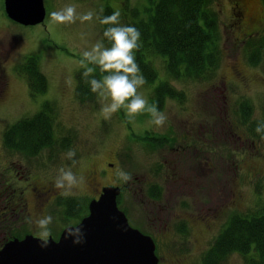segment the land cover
<instances>
[{
  "label": "rangeland",
  "instance_id": "1",
  "mask_svg": "<svg viewBox=\"0 0 264 264\" xmlns=\"http://www.w3.org/2000/svg\"><path fill=\"white\" fill-rule=\"evenodd\" d=\"M215 1L221 51L216 79L212 83L169 81L183 93L184 102L165 101L161 111L168 120L157 130L148 113L130 122L126 110L121 109L105 119L101 97L97 96L95 105L83 106L75 100V75L84 70L80 53L87 46L86 40L102 34L99 21L55 25L49 16L66 4H75L80 12L95 8L101 15L106 6L123 12L124 3L43 0L44 22L21 27L7 19L0 0V52L6 58V93L0 102V248L9 236L38 238L33 220L42 215L53 216V240L66 227L78 223L70 218L72 210L64 204L69 199L65 197L55 199L43 214L31 212L26 217L18 209L8 213V199L14 189L18 192L25 186L23 177L39 187H49L56 169L62 166H71L84 177V185L71 197L84 208L96 199L94 188H124L118 208L126 214L131 228L154 241L158 264H201L203 254L232 216L264 208V139L252 138L238 117V104L244 100L252 107V120H262L264 49L257 66H251L248 55L252 49L245 45L247 39L264 33L262 0H246L253 21L242 29L231 23V0ZM127 6L136 9L142 20L151 8L145 0H128ZM82 32L87 35L82 37ZM30 55L39 58L47 81L46 93L36 98L30 97L25 79L16 72ZM153 65L156 82L138 90L148 102L164 74L161 58L154 59ZM43 103L55 110L52 130L58 140L56 149L31 158L7 151L2 142L5 130L37 114ZM144 135L170 142L163 147L151 146L142 141ZM69 150L76 153L74 162L65 159ZM121 172L130 179L124 181ZM91 174L94 186L89 187ZM151 187L160 190L159 199L151 198ZM26 197L32 208L33 196L29 193ZM181 225L187 230L185 236L178 232ZM224 264H246V260L233 253Z\"/></svg>",
  "mask_w": 264,
  "mask_h": 264
},
{
  "label": "trees",
  "instance_id": "2",
  "mask_svg": "<svg viewBox=\"0 0 264 264\" xmlns=\"http://www.w3.org/2000/svg\"><path fill=\"white\" fill-rule=\"evenodd\" d=\"M115 1L124 3L125 10L120 12L122 23L133 25L141 32V44L135 56L146 81L143 86L154 84L158 78L153 60H163V79L153 89L150 104H156L161 110L166 100L178 104L184 102L183 93L176 91L169 81L212 83L216 79L221 51L215 0H145L151 5L146 11L148 17L145 20H142L136 9H128V0ZM262 5L264 10V0ZM112 12L114 11L106 6L101 15H111ZM236 12L237 10L233 14L238 15ZM248 18L251 24L253 20L250 16ZM99 25L101 32L107 27ZM245 45L252 49L248 55V63L257 66L264 49V33L260 37L247 39ZM83 71L79 70L75 75L74 98L80 105H95L97 95L89 91ZM16 72L25 79L31 98L46 93L47 81L40 70L37 56L24 58ZM93 75L98 79L102 76L98 69ZM54 112L53 105L43 103L37 114L12 124L3 133V147L11 153L30 158L44 150L56 149L58 140L52 130ZM238 114L248 134L252 138H261L255 129L258 123H264V109L262 120L254 121L250 103L243 100L238 104ZM142 141L158 147L170 142L166 138L148 136ZM149 194L154 200L160 198V190L156 187H151ZM64 204L72 210L70 218L74 221L79 222L87 215V207L84 208L83 203L77 199H67ZM178 232L185 236L187 230L181 225ZM11 239L13 237L5 238L3 244ZM233 253L245 259L246 264H264V208L252 214L232 216L203 254L201 264H224L226 258Z\"/></svg>",
  "mask_w": 264,
  "mask_h": 264
},
{
  "label": "clouds",
  "instance_id": "3",
  "mask_svg": "<svg viewBox=\"0 0 264 264\" xmlns=\"http://www.w3.org/2000/svg\"><path fill=\"white\" fill-rule=\"evenodd\" d=\"M51 22L55 25H72L79 22L99 21L105 25L102 34L94 40H86V47L81 51L79 63L83 66V77L89 86V91L101 97L104 101L101 113L105 119L121 109L126 110L130 122L138 115L150 114L151 124L157 130L164 127L168 117L156 104H150L148 100L138 91L145 83L136 61L135 53L141 44L140 30L130 24L121 21L119 11L111 15L102 16L95 8H88L86 11H78L75 4H66L58 10L49 13ZM87 33L82 32L85 37ZM99 70L101 78L93 75ZM257 134L264 139V123H258ZM65 159L74 162L75 151L69 150L64 154ZM124 181L130 177L120 173ZM53 187L62 197L68 198L75 195L77 189L84 185V177L78 176L71 166H62L56 169L52 177ZM34 226L38 229L37 237L42 247H46L52 235V215H42L33 220ZM84 234L79 227H69L66 231V239H71L73 244L83 242Z\"/></svg>",
  "mask_w": 264,
  "mask_h": 264
},
{
  "label": "water",
  "instance_id": "4",
  "mask_svg": "<svg viewBox=\"0 0 264 264\" xmlns=\"http://www.w3.org/2000/svg\"><path fill=\"white\" fill-rule=\"evenodd\" d=\"M5 16L23 27L44 22L43 0H3ZM119 188H105L88 205V215L78 225L83 242L66 239V228L46 247L26 236L13 239L0 249V264H158L152 239L132 229L117 208Z\"/></svg>",
  "mask_w": 264,
  "mask_h": 264
},
{
  "label": "flooded vegetation",
  "instance_id": "5",
  "mask_svg": "<svg viewBox=\"0 0 264 264\" xmlns=\"http://www.w3.org/2000/svg\"><path fill=\"white\" fill-rule=\"evenodd\" d=\"M231 12L232 17L231 23L233 25L239 26L241 29L244 27V25L250 23V19L248 18V11L246 7V0H231ZM238 12V15L233 14L234 11ZM6 58L3 55L2 52H0V102L5 97L6 93V83L4 80L3 75V63H5ZM23 184L25 186L19 190L18 192L14 191L11 194V198L8 199V213L13 212L15 209L19 210L24 216L30 217L31 212H36L39 214H43L44 210L53 202L55 199H62L63 197L58 194V191L53 187V184L49 185V187H39L37 182H28L29 178H22ZM90 183L89 187L94 186L93 179L94 174H91L90 176ZM20 189V188H19ZM95 189V188H94ZM94 192H97V197L100 195L102 189L94 190ZM122 190V189H121ZM31 194L33 196V207L30 208L26 195ZM71 198V197H68ZM46 203V204H42Z\"/></svg>",
  "mask_w": 264,
  "mask_h": 264
}]
</instances>
